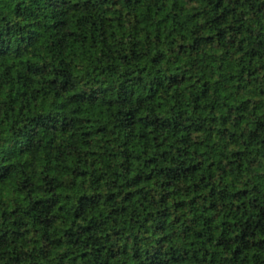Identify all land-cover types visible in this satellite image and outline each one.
<instances>
[{
	"label": "trees",
	"instance_id": "1",
	"mask_svg": "<svg viewBox=\"0 0 264 264\" xmlns=\"http://www.w3.org/2000/svg\"><path fill=\"white\" fill-rule=\"evenodd\" d=\"M264 264V0H0V264Z\"/></svg>",
	"mask_w": 264,
	"mask_h": 264
},
{
	"label": "clouds",
	"instance_id": "2",
	"mask_svg": "<svg viewBox=\"0 0 264 264\" xmlns=\"http://www.w3.org/2000/svg\"><path fill=\"white\" fill-rule=\"evenodd\" d=\"M217 264H228V261L227 260H223L221 258H218Z\"/></svg>",
	"mask_w": 264,
	"mask_h": 264
}]
</instances>
